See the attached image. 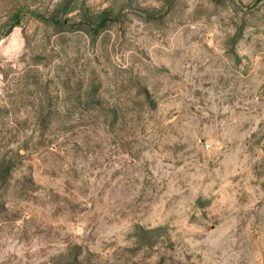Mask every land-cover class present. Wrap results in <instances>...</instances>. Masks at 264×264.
<instances>
[{
	"label": "rangeland",
	"instance_id": "374dc122",
	"mask_svg": "<svg viewBox=\"0 0 264 264\" xmlns=\"http://www.w3.org/2000/svg\"><path fill=\"white\" fill-rule=\"evenodd\" d=\"M0 264H264V0H0Z\"/></svg>",
	"mask_w": 264,
	"mask_h": 264
},
{
	"label": "trees",
	"instance_id": "16d2710c",
	"mask_svg": "<svg viewBox=\"0 0 264 264\" xmlns=\"http://www.w3.org/2000/svg\"><path fill=\"white\" fill-rule=\"evenodd\" d=\"M107 21H108V18L102 19L100 21V23L98 24V28H101V27L105 26ZM17 25H19V21L18 20H16V24H14V26H17Z\"/></svg>",
	"mask_w": 264,
	"mask_h": 264
}]
</instances>
